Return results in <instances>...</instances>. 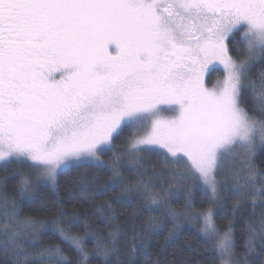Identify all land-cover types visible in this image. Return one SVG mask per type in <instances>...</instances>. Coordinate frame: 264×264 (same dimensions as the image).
I'll return each mask as SVG.
<instances>
[{
	"label": "snow or ice",
	"instance_id": "obj_1",
	"mask_svg": "<svg viewBox=\"0 0 264 264\" xmlns=\"http://www.w3.org/2000/svg\"><path fill=\"white\" fill-rule=\"evenodd\" d=\"M238 33L232 46L243 53L239 60L229 44ZM258 61H264V0H0V167L27 164L53 186L72 167L108 168L112 176L97 194L120 187L113 197L119 202L142 189L159 210L167 193H152L150 180L129 184L118 171L128 166L114 151L123 137L138 177L147 175L139 155L147 152L173 164L180 181L192 180L184 213H165L173 217L169 235L183 216L201 225L198 233L220 264H264V213L259 231L251 223L243 230L238 256L232 222L221 232L216 221L227 185L222 174L232 177L235 195L249 193L234 203L233 214L248 200L264 206V173L253 162L264 147V118L252 114L257 108L264 114V69L258 79L250 75ZM215 65L224 75L208 87L206 73ZM237 149L243 150L239 168ZM108 152L111 166L102 159ZM17 174L18 195L26 197L33 182ZM195 190L207 207L195 208ZM103 207L111 225L105 238L87 225L84 236L66 230L62 225L79 218L66 219L57 208L54 231L78 254L77 264H87L91 254L106 262L119 256L121 229L111 203ZM22 211L16 197L0 193V252L12 264H72L59 245L22 240L47 226L21 220ZM147 225L155 227V219ZM86 237L94 241L91 253ZM132 241L128 264L138 248L147 251L145 235L134 231Z\"/></svg>",
	"mask_w": 264,
	"mask_h": 264
},
{
	"label": "trees",
	"instance_id": "obj_2",
	"mask_svg": "<svg viewBox=\"0 0 264 264\" xmlns=\"http://www.w3.org/2000/svg\"><path fill=\"white\" fill-rule=\"evenodd\" d=\"M238 38L239 34L233 37L229 44L231 55L239 60L243 59V53L232 46ZM261 69H264V61L254 63L250 72L251 77L258 79V72ZM212 72L208 76L209 84H212L223 73L221 69H214ZM245 102L248 108L251 109L252 101L248 93H245ZM252 114L264 118V114L258 108ZM115 144L114 151L119 153L125 165H128L118 169L127 182L135 185L139 179L150 180L152 193L160 196L167 193L168 203L161 206L159 210H153L150 195L142 189L132 192L119 202L113 201V197L121 191L120 187L110 189L102 195L97 194L98 190L107 185L112 172L108 168L94 167L90 164L72 167L61 172L58 174L54 186L51 183H37L34 180L35 170L30 169L27 164H13L7 169L0 167V193L6 192L8 196L17 198V203L23 210L20 219L31 217L42 220L47 225L38 228L31 235H25L28 237L22 236V240L25 242L34 240L40 248L59 245L68 255L72 264H77L78 254L54 231L53 221L57 217V208L65 212L66 219L72 216L79 218L78 224L62 225L66 230L84 236V226L87 225L90 233L105 238V234L111 230V225L105 219L108 212L103 207L107 201L111 203L114 210L116 218L114 223L121 229V251L118 257L110 256L107 262L100 255L91 254L87 264H128L129 248L133 242L134 231L145 235L147 251L138 248L131 255L133 264H155L156 261H159V264H220L217 251L209 247L206 240L198 233L201 225L196 221L183 216L178 217L176 219L178 226L174 229L173 234L169 235L170 230H173V217L165 215V213L169 209L184 213L192 180L180 181L177 179V173L173 171L175 168L173 164L168 163L165 165L154 153L147 152L139 153L143 157L142 165L147 169V175L138 177L135 174L136 165L134 163L129 164L126 157L127 145L124 143L123 137L117 139ZM112 156L113 153L108 152L102 155V159L111 166ZM253 162L258 172L264 173V147L257 149ZM153 168L158 174L153 173ZM17 170L28 175L33 181V188L26 197L18 195L17 185L20 175L17 174ZM241 175H244V173H241ZM219 178L227 181V185L220 193L221 206L216 210V221L222 231L227 228L228 221L232 222L236 240V254L238 256L243 252L242 245L246 238V233L243 230L251 223L259 231L264 206L259 204V198H257L255 208L248 200L233 214L234 203L237 200H243L249 193L235 195L233 193L232 177L222 174ZM193 199L196 209L207 207L204 202V194L201 191H193ZM150 218L155 219V227L147 225ZM2 223L3 221L0 220V224ZM145 228H147V232H144ZM211 243L214 244V240ZM93 245L94 241L86 237L85 250L91 253ZM26 246L29 245L26 243ZM0 264H12L11 255L0 252Z\"/></svg>",
	"mask_w": 264,
	"mask_h": 264
},
{
	"label": "rangeland",
	"instance_id": "obj_3",
	"mask_svg": "<svg viewBox=\"0 0 264 264\" xmlns=\"http://www.w3.org/2000/svg\"><path fill=\"white\" fill-rule=\"evenodd\" d=\"M239 34V33H238ZM110 51H111V49H110ZM114 54V53H113ZM214 69H222V66H220V65H215V66H210V69H209V71L206 73V77H205V80H206V85L208 86V87H211L212 86V84L213 83H215L216 82V80L218 79H216L212 84H209L208 83V76H210L213 72V70ZM212 72V73H211ZM224 75V73H222V76ZM222 76H219V78H222ZM57 78H59V77H57ZM174 113H171V112H165V113H163V115H165V116H168V117H170V116H172ZM259 148V147H258ZM257 148V149H258ZM237 152L238 153H240V155H237V157H236V163H235V167L236 168H239V166L241 165V163H240V161H241V157H242V154H243V150L242 149H237ZM228 167H231V165H226V170H227V168ZM34 180L37 182V183H51V182H49V181H46V180H43V179H38L37 178V172L35 171V174H34ZM33 182V181H32ZM221 232H223L222 230H221ZM23 237H28V236H23ZM214 242H215V240H214Z\"/></svg>",
	"mask_w": 264,
	"mask_h": 264
}]
</instances>
